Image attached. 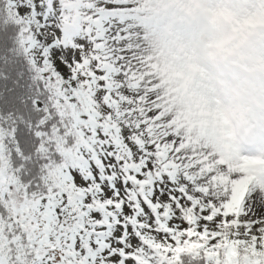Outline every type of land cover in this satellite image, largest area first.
I'll use <instances>...</instances> for the list:
<instances>
[{
	"label": "snow or ice",
	"instance_id": "snow-or-ice-1",
	"mask_svg": "<svg viewBox=\"0 0 264 264\" xmlns=\"http://www.w3.org/2000/svg\"><path fill=\"white\" fill-rule=\"evenodd\" d=\"M143 4L0 0V264H264V172L237 203Z\"/></svg>",
	"mask_w": 264,
	"mask_h": 264
},
{
	"label": "rangeland",
	"instance_id": "rangeland-1",
	"mask_svg": "<svg viewBox=\"0 0 264 264\" xmlns=\"http://www.w3.org/2000/svg\"><path fill=\"white\" fill-rule=\"evenodd\" d=\"M209 1L214 0H144L146 14L158 22L150 46L154 71L183 125L185 116L203 110L200 135L220 163L252 153L250 160L233 163L259 175L264 172V5L248 12L242 3L226 0L231 9L214 11ZM222 127L224 134L215 136L212 130ZM249 181L234 183L237 203Z\"/></svg>",
	"mask_w": 264,
	"mask_h": 264
},
{
	"label": "bare ground",
	"instance_id": "bare-ground-1",
	"mask_svg": "<svg viewBox=\"0 0 264 264\" xmlns=\"http://www.w3.org/2000/svg\"><path fill=\"white\" fill-rule=\"evenodd\" d=\"M233 2L235 3V0H231L230 4ZM209 4L211 5V8L214 9V11L222 8L223 6L227 9H231L230 4L229 5L226 4V0H214L213 2L209 1ZM199 110H202V109L200 108L197 111L193 112V114L191 116H189L188 118L185 116L184 118L186 120L183 121V122L187 121V123L184 124L186 131L188 133L192 134L194 138H196V137L201 138L200 134L202 133V129H201L200 125L202 124L203 119H202V117L198 116V114L200 113ZM225 129L226 128L222 127V128H220V130H214L213 129L212 131H213L215 136H220L221 134H224ZM252 157H253L252 153H244L243 156L235 157V158H239V159L242 158L243 161H248ZM235 158H232V161H231L232 163L230 165L226 164L227 165V171L225 172V179L229 173H242V176L239 179V181L251 180L253 176H258L256 174V172L252 171L253 168L250 167L249 165L247 167H240L239 164L233 163V162H236V161H234ZM261 163L264 165V158L262 159ZM232 164H234V165H232ZM260 195H264V192H262Z\"/></svg>",
	"mask_w": 264,
	"mask_h": 264
}]
</instances>
